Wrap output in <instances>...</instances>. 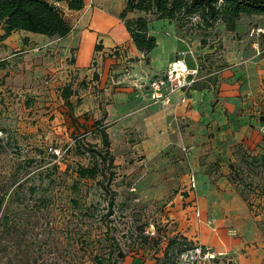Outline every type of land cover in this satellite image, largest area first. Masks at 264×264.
<instances>
[{"label":"rangeland","instance_id":"obj_1","mask_svg":"<svg viewBox=\"0 0 264 264\" xmlns=\"http://www.w3.org/2000/svg\"><path fill=\"white\" fill-rule=\"evenodd\" d=\"M118 8V2L113 0L110 12L115 14ZM137 14H130V17ZM149 17L150 31L157 37L158 46L151 52L150 61H142L146 71L152 72V67L173 51L176 59H184L189 67L197 65L199 74L222 69L219 78H212V83L204 88L203 95L210 103L199 112L206 126L205 132L197 128L201 133L198 141L202 148L193 156L195 162L199 158L201 164L204 163L206 172L214 168L213 163L217 161L213 170L220 173L210 178L208 184L216 186V192L209 191L202 198H198L197 192L190 196L185 186L178 187V182L173 181L176 184L170 185L160 182L158 177L162 180V173L193 169L190 165L192 138L190 134L183 136L186 126L190 125L186 119L175 120L180 123V130L174 132L173 137H168L170 141H167L171 142L168 147L158 150L143 145L146 136L133 126H126L135 119H118L129 110V106H122L107 117L112 151L118 165L112 185L118 192L117 207L111 219H114L113 223L118 228L116 235L127 251L122 264L155 263V246L141 245L137 226L145 227V235L163 239L167 231L188 233L195 240V248L212 249L218 254L216 259L220 260H209L205 253L198 255L193 248L183 253L178 264H264V195L259 193L264 187V171L251 168L242 160L246 155L260 156L264 151V123L260 119L264 114V15H243L235 31L227 30L221 21L211 28H197L195 19L181 25L177 21L157 18L154 14ZM119 27L117 23L112 31H120ZM1 35L0 31V38ZM13 44L3 43L0 57L22 50ZM20 63H9L1 71L4 84L0 85V137L5 138L6 144L3 143L5 149L0 150V185L11 179L13 168L20 160L38 154L40 148L47 155L57 149L62 170L78 161L86 163L85 158L73 151L68 152V149L74 145L75 136L91 130L95 121L103 117L107 112L106 105L116 93L115 89H109V94L104 96V89L94 76L80 78L72 69L43 72L22 68L23 63ZM130 66L126 62L123 70L127 73ZM134 66L142 70L141 64ZM155 77L141 78L135 86L137 89H152L151 82ZM70 80L77 84L83 80L86 82L85 87L80 86V100L72 97L75 104L78 102L74 110L67 107L60 97V87ZM212 109L219 111L221 117L208 120ZM86 140L100 142L96 134L88 133ZM232 162L246 169L245 181L253 182V186L246 189L247 201L230 181L228 188L226 184L217 183L219 176L228 175V164ZM257 183L260 186H256ZM180 188L185 190L178 196ZM206 188L209 189L208 186ZM217 204L218 209L215 208ZM252 219L253 224L250 222ZM37 231L39 229L36 228L34 232ZM27 239L29 242V236ZM17 247L15 242H9L8 252H0V264H21L24 257ZM157 254L163 255V251L159 250ZM82 264L95 263L88 254Z\"/></svg>","mask_w":264,"mask_h":264},{"label":"trees","instance_id":"obj_2","mask_svg":"<svg viewBox=\"0 0 264 264\" xmlns=\"http://www.w3.org/2000/svg\"><path fill=\"white\" fill-rule=\"evenodd\" d=\"M65 5L71 11H78L85 7L86 0H0L3 30L0 48L4 46L6 38L16 31L45 34L51 38L68 36L73 27L66 15ZM134 13L139 14L130 17ZM151 14L181 25L195 19L197 28H211L221 21L227 30L235 31L243 15H264V0H125L119 16L147 61H150L151 52L158 46L157 37L150 31ZM102 48V42L96 44V51ZM121 49L116 48L112 54L120 57ZM74 60L71 59L72 62ZM9 63L14 62L7 55L0 57V85L4 84L1 71ZM96 65L97 61L94 60L93 66ZM221 72L220 68L198 73L189 90L207 88L212 78L216 80ZM99 77L100 74L95 71L94 78L99 80ZM85 83L84 80L78 84L70 80L60 87V97L71 110L78 103L75 104L72 97L80 100L79 89L80 86L85 87ZM260 119L264 123V114ZM106 120L107 112L95 121L91 130L75 136L74 145L68 149V152L73 151L75 155L85 158L86 163L78 161L62 170L57 149L47 155L40 148L38 154L20 160L13 168L11 179L0 185L1 253H7L9 242H15L18 252L24 257L21 264H82L88 254L95 264H122L127 251L117 237L118 228L111 219L117 207L118 192L112 185L118 165ZM88 133L96 134L100 142L87 141ZM3 143L5 138L0 137V150L5 149ZM260 154H249L242 160L251 168L264 171V151ZM216 162L213 163L214 168L217 167ZM228 165V180L247 201L246 189L252 187L253 182L245 181L246 169L241 164L232 162ZM214 168L208 172L220 173ZM256 186L260 185L257 183ZM260 189L259 193L264 195V187ZM36 228L39 231L35 233ZM137 230L142 246L145 243L155 246L153 264H178L183 253L196 246L195 240L185 233L167 231L163 239L145 235L144 226H137ZM201 248L204 254L207 247ZM159 250L163 251V255L157 254ZM216 258L218 254L209 260L220 262Z\"/></svg>","mask_w":264,"mask_h":264},{"label":"crops","instance_id":"obj_3","mask_svg":"<svg viewBox=\"0 0 264 264\" xmlns=\"http://www.w3.org/2000/svg\"><path fill=\"white\" fill-rule=\"evenodd\" d=\"M114 1L118 2L119 7L115 14H112L109 10V6L113 0H86L85 7L78 11H71L65 5L66 15L73 27L68 36L51 38L45 34L16 31L6 38L4 43L6 45H14V42L19 46L18 49L21 48L22 50L17 53L8 54L7 57L14 63L21 64L20 62H22V68L26 67L31 70H42L43 72L49 70L56 72L60 70L62 72L66 69H72L75 75H78L80 78L83 76L88 79L92 78L94 72L97 71L100 74L97 81L100 87L104 89L102 94L104 96L109 94L107 91L109 89H115L116 91L109 102L110 104L106 105L107 117L113 112H117L122 106H129V110L124 115L119 116L118 119L123 120V117L135 119V121L126 126H133L139 133L146 136L142 143L150 149L155 148L159 150L163 149L164 146L168 147L171 144V142H168L170 141L168 137H173V133L180 130V123L175 120L179 119L178 121H181L182 119H186V122L190 125L186 126L183 136L186 137L190 134V138H192L190 139L192 148L190 165H192L193 169L188 168L181 171L179 169V171L176 170L174 173H162V180L161 177H158L159 181H165L168 185L174 183L173 181L178 182V187L181 186L183 188L185 186L190 196H193V192H197L198 198L206 197L209 191L211 193L213 191L216 192L214 190L216 186L213 187L212 184L208 185L211 181L210 178H214L216 172L211 174L208 171L206 172L204 163L201 164L199 158L195 162L193 158L202 148V145L198 141L200 140L201 133L197 131V128L200 127L201 132H205L206 124L202 122V117L199 113L202 111L203 106H208L210 103L207 96L203 95L205 94V89H190L187 93L188 99L186 102L181 100V91H177L171 95V100L168 103L162 100L156 101L152 97V89L149 87L137 89L135 84L139 83L141 78L155 77L157 74L166 71L169 64L177 57L173 53L174 51L171 53L167 52L168 54L162 58L161 63L152 67V72L146 71L142 65V61L145 59L144 54L133 43L130 33L122 25L123 20L119 16L125 5V0ZM117 23L120 24V31L116 30L113 32L112 30ZM0 31L3 33L1 27ZM99 42H102L103 48L96 51V44ZM119 47L122 48L120 57L117 54H112V51ZM18 55L21 56L16 57ZM68 56L70 58L66 60ZM71 57L75 59L73 62L71 61ZM132 58H138V60L132 61ZM19 59L21 60L18 61ZM94 60L97 61L95 67L93 66ZM126 62L132 66L127 69V73L123 70ZM140 64L141 71L137 70L134 66H139ZM196 66L191 64L190 68L196 69ZM116 74L120 75L115 76ZM34 84L35 82L32 83V85ZM136 116H138V119ZM214 117L220 118L221 114L219 111L215 112L212 109L207 118L211 120ZM177 134H180V132ZM181 167L182 165H180ZM161 171L162 168L160 169ZM183 172L186 173L183 174ZM192 176L196 179V187L194 189L191 188ZM217 183L221 185L226 184L228 188L227 184L229 180L227 176H219ZM185 189L180 188L177 195H182L181 192ZM228 191L229 193H234L230 190ZM215 208L218 209L220 207L217 204ZM253 220H250L252 224L254 223ZM183 225L186 226L185 224ZM232 247L230 246L229 248Z\"/></svg>","mask_w":264,"mask_h":264},{"label":"built area","instance_id":"obj_4","mask_svg":"<svg viewBox=\"0 0 264 264\" xmlns=\"http://www.w3.org/2000/svg\"><path fill=\"white\" fill-rule=\"evenodd\" d=\"M198 69H191L187 63L182 59H175L169 64L168 69L161 75H157L151 82L152 86V97L156 100H162L167 102L173 93L181 91L182 101L187 100V92L196 80ZM195 177H191L192 187H196ZM195 252L198 255L203 254L201 247H196ZM217 255L211 249L205 252V256L208 259H213Z\"/></svg>","mask_w":264,"mask_h":264}]
</instances>
